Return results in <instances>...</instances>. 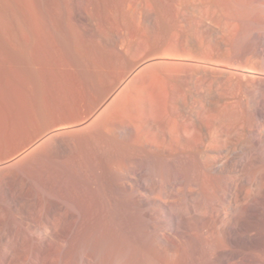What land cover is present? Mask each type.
<instances>
[{"label": "bare ground", "instance_id": "bare-ground-1", "mask_svg": "<svg viewBox=\"0 0 264 264\" xmlns=\"http://www.w3.org/2000/svg\"><path fill=\"white\" fill-rule=\"evenodd\" d=\"M35 1L0 264H264V0Z\"/></svg>", "mask_w": 264, "mask_h": 264}, {"label": "rangeland", "instance_id": "rangeland-1", "mask_svg": "<svg viewBox=\"0 0 264 264\" xmlns=\"http://www.w3.org/2000/svg\"><path fill=\"white\" fill-rule=\"evenodd\" d=\"M28 11V12H27ZM30 12V13H29ZM27 13L28 16L32 14V16L35 18L36 14H37V8H36V1L35 0H0V158L4 155V152L7 151V152H11L13 151L14 149L11 150V148H16L17 147V144H18V138H17V134H20L18 136L22 137L24 133L22 130H19V129H24L25 125V121L26 119L24 120L23 122V119L25 118V115L23 113L24 112V108H22V106L20 105H23L24 107V102L22 103L21 99L24 100L23 96L21 97L22 93L24 92L23 89H24V81H23V84H22V80L21 79H24L25 78V75H22L24 74L23 70L24 67L22 66L23 65V61H21L22 59V54H23V50L22 47L24 45V39L26 37V31H25V21L27 19L25 18H28L27 16ZM26 16V17H25ZM25 31V32H24ZM24 35V36H23ZM2 38V39H1ZM23 39V40H22ZM3 41V42H2ZM15 46V47H14ZM21 47V48H20ZM13 48V49H12ZM24 48V47H23ZM10 49H12L10 51ZM17 49H19V52L17 51ZM15 50V51H14ZM17 52V53H15ZM15 53V54H14ZM22 53V54H21ZM20 54V55H19ZM17 56L15 58V56ZM13 56V57H12ZM21 57V58H20ZM12 58H15V59H12ZM19 58V59H18ZM17 59V60H16ZM20 60V61H19ZM17 63H16V62ZM23 67V68H22ZM12 75V76H11ZM23 76V77H21ZM9 77V78H8ZM15 77V78H14ZM21 77V79H19ZM19 79V80H18ZM12 80V81H11ZM14 82V84H13ZM16 82H18L16 84ZM10 84V85H9ZM15 85V86H14ZM18 85V86H17ZM23 85V86H21ZM9 86V88H8ZM12 86V87H10ZM20 87V89L18 88ZM13 88V89H12ZM17 88V90H16ZM3 89V90H2ZM7 89V90H6ZM23 92H22V91ZM3 91V92H2ZM13 92L12 94L10 92ZM19 92V93H18ZM21 92V94H20ZM9 93H10V96H9ZM17 95V97H16ZM2 96V97H1ZM7 96V97H6ZM14 96V97H13ZM20 96V97H19ZM9 97H12V98H9ZM21 98V99H20ZM8 101V102H7ZM11 102V103H10ZM19 102V103H18ZM8 103V104H7ZM13 104V105H12ZM15 104V105H14ZM17 104H20V105H17ZM12 105V106H11ZM3 106V107H2ZM21 107L20 109L23 111L21 113V111L19 112L20 113V116H19V113L17 112V109L18 107ZM11 107V108H10ZM15 107V108H14ZM14 108V109H13ZM17 108V109H16ZM5 111V112H4ZM14 111L16 113H14ZM7 113V114H6ZM3 114V115H2ZM6 114V115H5ZM10 114V115H9ZM16 114V115H15ZM33 114H36L35 112L32 113V116L34 117ZM5 115V117H4ZM23 115V117H22ZM19 116V118H18ZM37 116V114L35 115ZM14 117V118H12ZM22 119H21V118ZM32 117V118H33ZM37 117L34 118V120L36 119ZM11 119V120H10ZM5 120V121H4ZM22 120V121H21ZM33 119L32 121L35 122ZM15 122V123H14ZM18 122V123H17ZM23 122V123H21ZM20 123L22 125H20ZM11 124V125H10ZM13 124V125H12ZM16 125L19 127H16ZM15 126V127H14ZM23 126V127H21ZM14 129V130H13ZM17 131H16V130ZM19 130V131H18ZM22 133H21V132ZM10 132V133H9ZM16 132V133H15ZM13 134V135H12ZM5 135V136H3ZM15 135V136H14ZM2 136V137H1ZM9 136V137H8ZM4 137V138H3ZM20 137H19V140H20ZM17 138V139H16ZM12 139V140H11ZM16 140V141H15ZM2 141V142H1ZM16 145H15V143ZM6 143V144H5ZM12 143V146L10 145ZM4 145V147H3ZM10 145V146H8ZM15 145V146H14ZM3 148H6L4 149L3 151ZM10 150V151H9ZM3 151V152H1ZM12 185L14 184H10L8 186V197L4 196L2 197L4 199V201L1 199L2 203L0 202V205H3L0 207V213L3 212V216H1L0 218V222H43V215L42 213L40 212L41 210V207L39 205V207L36 205H33L31 207H29L27 204V198L24 196L26 195V192L25 190L23 191V188L21 187H17L16 185H14L12 187ZM12 187V188H11ZM15 188V189H14ZM18 188V189H17ZM17 189V190H16ZM20 189V190H19ZM12 190V191H11ZM19 190V191H18ZM22 192V193H21ZM25 192V193H24ZM16 193V194H15ZM24 193V195H23ZM20 194H21V199H20ZM9 195H13V196H9ZM15 195V196H14ZM19 195V196H18ZM11 197H14L16 199H14V203H13V198ZM6 198V199H5ZM9 198V199H7ZM23 198V200H22ZM8 202H5L7 201ZM18 200V201H17ZM17 201V202H16ZM24 204H21L23 203ZM8 203V204H7ZM17 203V205H16ZM26 203V204H25ZM11 205V206H10ZM25 205V206H24ZM15 206V207H14ZM24 206V207H23ZM27 206L29 208H27ZM3 207V210H1V208ZM18 207V208H17ZM14 208V209H13ZM25 208L30 209V210H34L33 208H35V210L37 208H40V209H37L35 212H30L29 211V214L27 213L28 211L27 210H24ZM17 210V211H16ZM21 210V211H20ZM40 210V211H39ZM13 211V212H12ZM7 214H5V213ZM23 213V218L22 219V216H21V213ZM38 212V213H36ZM14 213V214H13ZM20 213V215H18ZM28 215H27V214ZM34 214V215H30V214ZM5 214V215H4ZM83 214L85 217L87 218H90L91 215H93V211H92V208L90 206H87L84 208V211H83ZM1 215V214H0ZM14 215V216H12ZM32 217H30V216ZM36 215V216H35ZM41 215V217H40ZM12 216V217H11ZM25 216H27V218H25ZM28 216L30 218H28ZM11 217V218H10ZM14 217V218H13ZM18 217V218H17ZM21 217V219L19 218ZM34 217V218H33ZM4 218V219H3ZM16 218V219H15ZM33 218V219H32ZM36 218V219H35ZM42 218V219H40ZM30 219V220H29ZM39 221H38V220ZM9 220V221H8ZM14 220V221H13ZM19 220V221H18ZM29 220V221H28ZM41 220V221H40ZM84 222V221H83ZM206 224V228L209 227V225H211V222H205Z\"/></svg>", "mask_w": 264, "mask_h": 264}]
</instances>
